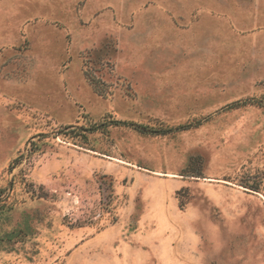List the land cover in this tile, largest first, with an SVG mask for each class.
Wrapping results in <instances>:
<instances>
[{"label":"rangeland","instance_id":"obj_1","mask_svg":"<svg viewBox=\"0 0 264 264\" xmlns=\"http://www.w3.org/2000/svg\"><path fill=\"white\" fill-rule=\"evenodd\" d=\"M0 190V264H264V0H0Z\"/></svg>","mask_w":264,"mask_h":264},{"label":"crops","instance_id":"obj_2","mask_svg":"<svg viewBox=\"0 0 264 264\" xmlns=\"http://www.w3.org/2000/svg\"><path fill=\"white\" fill-rule=\"evenodd\" d=\"M19 9V8H18ZM204 16H205V19L207 20V19H209V20H211L212 19V15H209L208 13H206V14H204ZM135 19L136 20H133V25L137 22V20H139L140 22H143L144 20H147V21H151V22H155L154 20H153V17H151V16H149V15H147V16H145L144 14H141V15H137V16H135ZM98 20V19H97ZM138 21V22H139ZM156 22H158V29L159 30H164L165 28L162 26V27H160V23H161V20L157 17V21ZM133 29H135L133 26H132V29L131 30H133Z\"/></svg>","mask_w":264,"mask_h":264},{"label":"trees","instance_id":"obj_3","mask_svg":"<svg viewBox=\"0 0 264 264\" xmlns=\"http://www.w3.org/2000/svg\"><path fill=\"white\" fill-rule=\"evenodd\" d=\"M85 76H87V74L85 73ZM88 78V77H87ZM116 123H118V122H116ZM3 194H4V191L3 190H0V199H1V197L3 196Z\"/></svg>","mask_w":264,"mask_h":264}]
</instances>
